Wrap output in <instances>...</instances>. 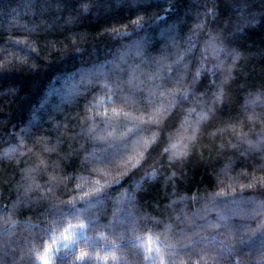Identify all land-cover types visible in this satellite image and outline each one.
<instances>
[{
    "label": "trees",
    "instance_id": "obj_1",
    "mask_svg": "<svg viewBox=\"0 0 264 264\" xmlns=\"http://www.w3.org/2000/svg\"><path fill=\"white\" fill-rule=\"evenodd\" d=\"M172 3L174 11L166 15L160 9L167 4L141 11L130 0H0V264H40L29 249L35 244L42 254L48 243L56 246L44 229L51 227L58 211L70 210L67 202L78 194L76 184L89 188L96 179L103 184L98 169L109 171V180L121 170V155H113L111 145L126 131L128 121L122 113L114 117L113 107L146 119L151 105L167 104V98L159 93L173 86L170 77L176 75L175 66L171 73L167 66L161 68L157 77L149 80L157 66L135 55L134 42L145 33L135 29L132 21L137 16L148 18L154 11L166 21L181 18V35H187L199 14L208 21L199 44L208 38L210 28L219 32L240 58L224 85L221 101L213 104L216 85L210 83L211 74L205 73L207 91L197 89L204 94L189 96L164 117L161 148L156 161L149 160V167H158L159 174L135 190L137 210L141 216L147 213V218L141 219L134 231L116 220L124 215L120 209L125 206L122 200L114 203V198L130 190V178L137 172L132 168L128 176L106 189L102 203L91 207L76 202L77 209L86 208L84 213L74 214L75 218L69 217L73 224L85 223L73 236L76 248L89 253V264H114L113 251L119 258L116 264H159L155 258L144 259L145 246L155 248L158 244L172 246L161 253L164 264H233L237 258L242 264H259L264 243L256 238L258 232L249 240L251 233L244 228L254 229L258 219L252 214L254 205L249 198L264 200V183L259 182L264 176V102H246L252 98L250 93L264 91V0ZM205 6L216 9L214 19L204 17ZM245 18L255 23H245ZM164 26L162 21L147 29L151 45L147 51L153 55H159L165 43L158 35ZM237 27L241 30L236 31ZM112 29L122 34H113ZM167 52L170 63L175 49L169 47ZM201 55L198 47L187 60L194 67ZM216 62L210 54L205 57L209 67ZM231 63L229 56L225 68ZM135 65H139L136 78L129 81L130 66ZM225 75L226 71L217 70L215 80L219 82ZM9 88L15 91L7 93ZM201 112L205 117L194 124ZM89 117L95 118V128L105 139L87 135V126L92 124ZM142 134L148 135L150 130H142ZM249 141H259L260 146ZM172 143L181 146L182 154L169 163L162 147ZM127 148L132 154L134 143L129 141ZM27 169L34 171L27 173ZM166 177L170 179L166 181ZM253 179L257 182L247 187ZM221 189L228 195L212 198L211 194ZM194 194L198 197L195 202L190 199ZM180 195L189 199L167 207ZM197 210L199 214L193 216ZM220 214L228 217L227 227L209 228ZM185 215L195 224L185 221ZM89 217L96 218L94 224H88ZM165 224L171 225L167 232ZM192 232L205 239L218 234L217 240L231 246L236 255L224 251L219 256L220 245L204 239L189 245L183 236ZM52 235L60 239L58 233ZM39 237H44V245L37 242ZM72 259L69 257V262Z\"/></svg>",
    "mask_w": 264,
    "mask_h": 264
},
{
    "label": "snow or ice",
    "instance_id": "obj_2",
    "mask_svg": "<svg viewBox=\"0 0 264 264\" xmlns=\"http://www.w3.org/2000/svg\"><path fill=\"white\" fill-rule=\"evenodd\" d=\"M130 2L139 10H145L151 7H159L161 4H167L168 7L160 9V11L164 12L166 15H170L172 11H174V4L172 0H130ZM217 15V11L214 7L205 6L204 17L215 18ZM165 22V26L160 30L158 35L161 39L165 41L160 48L159 55H153L149 53L147 49L151 46L147 34V29L151 28L152 25H156L158 22ZM255 23L254 20L249 21L245 18V23ZM134 28L144 32V36L138 37V39L134 42L135 47V55L137 57H143L144 60L142 62H147L149 64H155L157 66V72L151 75H148V79H155L159 73L161 68L167 66V71L169 73L173 72V65L176 69L175 77H170L172 80L173 86L171 88H167L165 91H161L159 93L160 97L167 98V104L163 102H159L155 105H151V114L147 115L145 119L144 116H136L131 112H123L122 109H118L113 107L111 109L114 117H119L121 113L123 114L126 121H128V127L121 136L114 141L111 145L113 149V155H121L119 160L120 171H117L112 179H107L110 175L109 171H105L104 169H98L103 179V184L100 179H96L92 187L82 188L81 184H76V189L78 190V194L74 196L67 203L71 206L69 211H58L56 217L54 218L51 227H45L44 232L45 235L48 236L49 241L55 240V245L52 246L51 243H48L47 246H43L42 254L36 250L35 244L32 248L29 249V254H35L36 259L40 261V264H89L91 260V256L87 251L78 250L76 248L77 241L73 239V236H77L80 230L85 228V223L81 220L79 223L73 224L69 222V217L75 218L74 214H82L86 211V208L75 207L77 201H83L85 205L95 207L97 204L102 203L105 200L107 195L106 189L110 188L111 184H115L118 180L123 179L128 176L129 169L135 168L137 172L132 175L130 178V190H124L122 194H118L116 198H114V203H120L123 201L125 207L120 209L121 212L124 213L123 216L116 217V220L119 224L127 225L131 230H135V226L139 223L141 219L147 218L148 214L145 213L141 216L137 210V195L135 194V190H139L144 186L145 181H154L158 176V167L152 166L149 167V160L153 162L156 161V152L161 148L162 143V131L163 129L160 126L164 122V117L168 114L169 110L174 106L181 104L183 101L187 100L189 96L194 94L203 95L204 92L207 91V86L204 84L203 76L205 73H210L212 76L211 84L216 85L215 91L212 93V101L213 104L221 101L224 96V85L228 79L232 76V69L235 66V62L240 58V53L235 48H229L224 41V38L221 37L219 32H214L209 28L207 32V39L203 41V44H199V37L204 34V29L207 27L208 21L206 18H201L200 15H197L196 23L192 25V27L188 30L187 35H181L178 30V25L182 23L181 18L177 17L172 20H165V16L158 14L157 12H153V14L145 18L143 16H137L135 20L132 21ZM153 31L155 29H152ZM236 31H240L241 29L237 27ZM113 34H122L119 33V30L112 29L110 30ZM231 35V34H229ZM181 45H183L181 47ZM172 47L175 49L174 56L175 58L171 60L169 63L170 54L167 52V48ZM200 47V51L202 53L199 62L193 67L187 60L188 56H191L195 53L196 49ZM211 55L216 59V64L209 67L205 63V57L207 55ZM125 55L123 54L120 59L123 61L125 59ZM231 57L232 63L228 64L225 68V60L228 57ZM223 57V58H222ZM116 69H119V64L114 66ZM139 69V65L130 66L129 69V81L136 78V73ZM217 70L226 71V75L224 78L217 82L215 80V75ZM120 71H123L120 69ZM191 79H188V77ZM105 86L109 87L112 90L111 85L105 81ZM118 87V85H117ZM203 87L204 92L197 93V89ZM15 90L13 88H9L7 93H12ZM252 98L249 99L246 103L255 105L257 101L264 102V91L257 92L255 94H249ZM109 100L112 97H108ZM104 116H107V111L103 113ZM198 119L193 121L194 124L199 123V119H203L206 113H198ZM92 120V124L87 126V135L94 140H103L105 139L104 135H100L98 130L95 128V118L89 117ZM250 119L254 118V116H250ZM157 129H160L157 131ZM142 130H150V134L145 135L142 134ZM114 131V129H113ZM193 134L195 133V129L193 128ZM112 132L108 133V136H111ZM264 139V137H262ZM131 141L134 143V151L132 154H128L127 144ZM250 144H253L254 147H259V141L252 142L249 141ZM23 144V138H21V145ZM21 145H18L21 146ZM162 153L168 154V161L171 163L175 159H177L182 154V148L178 145V143H172L167 146L162 147ZM43 163V161H42ZM162 166V165H160ZM34 169H27V173H31ZM142 173V175L140 174ZM175 175V173H172ZM53 180L57 179V177H52ZM170 179V177H166L165 180ZM257 181L253 179L251 183L247 185V187H252L254 183ZM260 183H264V176L259 178ZM240 187L243 189L245 185L241 184ZM51 191V188L48 189ZM175 191V189L173 190ZM228 193L224 192L222 189L218 192L212 193V198L226 196ZM189 199L186 195L177 196L175 199L170 200L167 207L174 206L178 201H184ZM193 202H195L198 197L197 195H193L190 198ZM250 202L254 205L252 209V214L257 217L256 227L253 228H244L245 232L251 233L248 239L252 240L256 233L259 235L256 237L262 243H264V200L256 201L253 198H249ZM233 203H236L233 200ZM199 214V210L193 213V216ZM153 220H156L155 217H152ZM184 220L190 224H195V220L185 215ZM218 222L209 223V228H219L222 226L227 227L228 217L220 214L217 218ZM96 221L95 217L88 218V224L92 225ZM12 224L15 221H11ZM171 227L170 224H165L164 229L165 232ZM197 228H200V225H196ZM53 233H58L60 239H56L53 236ZM71 233V235H69ZM218 234H210V238H201L199 236V232H192L188 235H184L183 238L187 240L189 245L198 244L204 239L205 243H218L220 245V251L218 253L219 256L224 255V251H227L230 255H236L235 252L232 251V247L225 244L222 240H217ZM231 235V233H229ZM123 237H121L122 239ZM139 239V237L137 238ZM159 240V236L156 237ZM37 242L40 245H44V237L37 238ZM117 245L115 242L111 244L112 248H115ZM234 246V245H233ZM172 247L171 245H164L163 248L158 244L155 248L145 246V260H153L154 258L159 261V264H164V256L161 253L164 249ZM183 247V246H182ZM71 248V251L68 249ZM63 250V251H62ZM207 254V253H206ZM214 254V258H215ZM69 257H73V259L69 262ZM105 260H108V256L104 257ZM112 261L114 264L118 262V257L116 253L113 251ZM233 264H242V262L237 258ZM259 264H264V256L261 257Z\"/></svg>",
    "mask_w": 264,
    "mask_h": 264
}]
</instances>
